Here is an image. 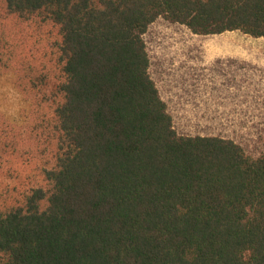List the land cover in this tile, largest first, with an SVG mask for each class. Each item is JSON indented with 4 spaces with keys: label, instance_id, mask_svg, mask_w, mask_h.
Returning a JSON list of instances; mask_svg holds the SVG:
<instances>
[{
    "label": "trees",
    "instance_id": "obj_1",
    "mask_svg": "<svg viewBox=\"0 0 264 264\" xmlns=\"http://www.w3.org/2000/svg\"><path fill=\"white\" fill-rule=\"evenodd\" d=\"M47 26L40 164L0 192V264H264V152L179 136L149 75L157 18L264 37V0H0ZM49 81L50 84H49Z\"/></svg>",
    "mask_w": 264,
    "mask_h": 264
},
{
    "label": "rangeland",
    "instance_id": "obj_2",
    "mask_svg": "<svg viewBox=\"0 0 264 264\" xmlns=\"http://www.w3.org/2000/svg\"><path fill=\"white\" fill-rule=\"evenodd\" d=\"M48 32L47 26L7 16L0 5V192L20 187L40 164L38 148L43 146L36 124L43 115L50 116V110L39 100L50 85L32 89L31 79L37 82L40 73L54 76ZM143 39L149 75L177 135L221 136L252 157L264 152V112L253 111L261 107L202 88L210 73L201 46L215 36L195 35L183 25L157 18Z\"/></svg>",
    "mask_w": 264,
    "mask_h": 264
},
{
    "label": "crops",
    "instance_id": "obj_3",
    "mask_svg": "<svg viewBox=\"0 0 264 264\" xmlns=\"http://www.w3.org/2000/svg\"><path fill=\"white\" fill-rule=\"evenodd\" d=\"M200 36L216 37L201 46L210 73L202 88L241 99L244 105L261 107L253 111L264 112V37L251 38L239 31Z\"/></svg>",
    "mask_w": 264,
    "mask_h": 264
}]
</instances>
